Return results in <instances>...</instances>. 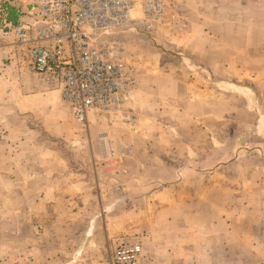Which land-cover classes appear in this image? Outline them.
<instances>
[{"label": "rangeland", "instance_id": "obj_1", "mask_svg": "<svg viewBox=\"0 0 264 264\" xmlns=\"http://www.w3.org/2000/svg\"><path fill=\"white\" fill-rule=\"evenodd\" d=\"M172 1L168 24L118 28L125 115L70 116L68 138L0 123V264H112L120 243L141 264H264V0ZM2 19L0 67L23 52L35 72Z\"/></svg>", "mask_w": 264, "mask_h": 264}, {"label": "built area", "instance_id": "obj_2", "mask_svg": "<svg viewBox=\"0 0 264 264\" xmlns=\"http://www.w3.org/2000/svg\"><path fill=\"white\" fill-rule=\"evenodd\" d=\"M180 10L172 0H0L3 23L32 69L59 90L80 124L91 113L126 114L134 80L118 28L135 23L152 31ZM141 258L138 243H120L112 252V264H141Z\"/></svg>", "mask_w": 264, "mask_h": 264}, {"label": "crops", "instance_id": "obj_3", "mask_svg": "<svg viewBox=\"0 0 264 264\" xmlns=\"http://www.w3.org/2000/svg\"><path fill=\"white\" fill-rule=\"evenodd\" d=\"M2 49L7 51L8 47ZM22 54H9L8 64H4L5 68L0 67V123L9 119L24 123L38 122L50 137L68 138L75 129V122L70 118L59 90L46 84L33 72ZM175 216L176 219L181 216L183 223L181 212ZM172 252L173 248L165 245L162 256L165 261L170 259L171 263L174 257Z\"/></svg>", "mask_w": 264, "mask_h": 264}, {"label": "trees", "instance_id": "obj_4", "mask_svg": "<svg viewBox=\"0 0 264 264\" xmlns=\"http://www.w3.org/2000/svg\"><path fill=\"white\" fill-rule=\"evenodd\" d=\"M16 18V16L14 15V14H12L11 16H10V19H12V20H14Z\"/></svg>", "mask_w": 264, "mask_h": 264}]
</instances>
